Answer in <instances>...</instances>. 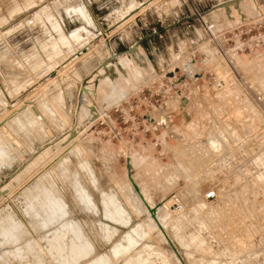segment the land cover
I'll return each instance as SVG.
<instances>
[{
    "label": "rangeland",
    "instance_id": "374dc122",
    "mask_svg": "<svg viewBox=\"0 0 264 264\" xmlns=\"http://www.w3.org/2000/svg\"><path fill=\"white\" fill-rule=\"evenodd\" d=\"M91 1L0 0V144L8 151L0 162V264H64L65 256V264H88L89 255L70 261L64 236L50 240L67 227L91 241V256L105 257L95 264H141L139 255L151 264H264V110L223 61L203 60L211 45L201 43L199 25V34L185 35L183 0H112L106 13ZM244 6L248 17L259 13L256 0ZM232 12L214 14L225 30L242 17ZM106 41L114 54L138 52L132 59L145 75L98 102L90 120L79 97L87 85L83 94L97 100ZM86 45L90 53L76 60ZM240 67L250 76L257 68L264 99V62L242 56ZM113 69L119 79L124 70ZM216 76L226 85L216 87ZM109 198L130 224L109 223ZM142 222L141 238L131 230ZM105 232L115 234L106 240ZM128 232L140 243L115 256Z\"/></svg>",
    "mask_w": 264,
    "mask_h": 264
},
{
    "label": "bare ground",
    "instance_id": "6f19581e",
    "mask_svg": "<svg viewBox=\"0 0 264 264\" xmlns=\"http://www.w3.org/2000/svg\"><path fill=\"white\" fill-rule=\"evenodd\" d=\"M250 1H252V0H239V1H236V2H232V3H230V4H226V3H221V6H219V7H217V8H215L214 10H213V16L214 17H216L214 14L216 13V12H218V11H221V10H223L224 12H226V15H227V17H228V19H232V17H233V15H234V12H232V11H235V12H238L239 14L240 13H242V17L244 18L245 16L246 17H248L247 15H245L244 13H243V11H244V3H247L248 2V4L250 3ZM156 2V1H155ZM242 9H243V11H242ZM247 19V18H246ZM107 42V41H106ZM104 43V47H102V49H101V51L102 50H104L105 49V53H110V57H108V59L106 60V62H104L103 63V67H100V68H98V75H100L102 78L99 80V85L96 87H94V91H95V94L97 95V100H96V102H92L91 101V99H89V97H87L86 96V94H83L84 92H86L87 91V89H86V87H87V85H85V86H83V88H82V98H81V100H82V102H81V106L82 107H84L85 105H90L91 107H89L90 108V111H91V116H90V120H95L96 118H98V112H97V110L99 111V109H100V107H102V106H100L99 108H95V106L98 104V102H104L106 99H107V97H109V96H118L119 95V93L122 91V90H124V89H127L129 86H130V84H132V83H134V82H136V81H138V80H140L141 78H143L142 76L143 75H145V65L143 64V62H136V61H134V60H136V57H135V54L136 53H138V52H136L135 54H133V53H128L129 55H131V56H129V55H127V54H114L113 53V50H112V48L111 47H108V45H107V43ZM133 47V46H132ZM93 48V45H86L85 47H83V49L79 52V53H77L74 57L76 58V60H78L79 58H81V56L82 57H84V55L85 56H87V53H90V50ZM139 48L140 47H138L137 48V51L139 50ZM125 53H127V52H125ZM100 54H102L101 52H99L98 53V55L100 56ZM113 57H115V60H113L112 58ZM134 60H133V59ZM73 59V58H72ZM91 59V58H90ZM75 60V61H76ZM88 60V59H87ZM72 61H74V60H72ZM74 61V62H75ZM90 61V60H89ZM68 64V63H67ZM81 64V63H80ZM195 64V63H194ZM68 66V65H67ZM119 67H122V69L124 70V72H122V71H118L119 69ZM195 67V66H194ZM113 68H115L117 71H118V75H119V79L118 78H116V79H114L113 77L116 75L115 74V71H114V69ZM196 68V67H195ZM194 68V69H195ZM189 69H190V66H189ZM192 69V68H191ZM194 69H192V70H194ZM190 72V71H189ZM191 72H193V71H191ZM196 73V72H195ZM192 74V73H191ZM66 78V77H65ZM93 79V78H92ZM53 80V79H52ZM61 80V79H60ZM95 80V79H94ZM90 83H92V81H90ZM89 85V84H88ZM90 87H91V85H90ZM96 88V89H95ZM111 96V97H112ZM57 99V98H56ZM58 100V99H57ZM58 101H60V100H58ZM31 102V101H30ZM57 102V101H56ZM93 103V104H92ZM56 104V103H55ZM93 105H94V107H93ZM26 106H28V105H26ZM29 106H30V104H29ZM56 106H58V105H56ZM30 107H33V106H30ZM29 107V108H30ZM35 107V106H34ZM29 108H28V111H29ZM48 109H49V107H47ZM85 108V107H84ZM27 109V108H26ZM36 109V108H35ZM47 109V110H48ZM97 109V110H96ZM32 110V109H31ZM30 110V111H31ZM39 110H41V109H39ZM53 110V109H52ZM51 111V110H50ZM49 111V112H50ZM23 112V110L21 111V113ZM53 112V111H52ZM104 112V111H103ZM255 112H256V110H255ZM19 113H20V111H19ZM29 114H30V112H28ZM28 113H27V115H28ZM50 113H48V115H49ZM55 114H56V111H55ZM82 114H84V113H82ZM17 115V114H16ZM27 115L25 116V117H27ZM31 115V114H30ZM29 115V116H30ZM33 115H35V114H33ZM43 115V114H42ZM41 115V116H42ZM46 115V114H45ZM53 115H54V113H53ZM28 116V117H29ZM40 116V117H41ZM24 117V118H25ZM31 117V116H30ZM34 117V119H40V118H35V116H33ZM39 117V116H38ZM53 118V117H52ZM7 119V118H6ZM23 119V118H22ZM26 119V118H25ZM28 119V118H27ZM58 119V118H57ZM4 120V119H3ZM19 120V119H18ZM18 120H16V122H18ZM38 120H37V122H38ZM48 120V119H47ZM14 121V120H13ZM20 121V120H19ZM23 121H25V120H23ZM34 121V120H33ZM6 122H10V121H6ZM15 122V121H14ZM13 122V123H14ZM31 121H29V123H30ZM34 122H36V121H34ZM34 122H32L34 125H36ZM5 123V122H4ZM26 123H27V121H26ZM64 123V122H63ZM12 124V123H11ZM19 127H21L18 123H16ZM20 124H22L21 122H20ZM23 125V124H22ZM26 124L24 123V125L23 126H25ZM27 125H28V123H27ZM26 125V126H27ZM33 125V126H34ZM43 125V124H42ZM1 126V125H0ZM7 126V125H6ZM23 126H22V128H23ZM26 126H25V128H26ZM31 126V125H30ZM39 126V125H38ZM8 127V126H7ZM32 127V126H31ZM21 128V129H22ZM27 128H28V126H27ZM18 129V128H17ZM20 129V128H19ZM33 129V128H32ZM0 130H1V128H0ZM13 131V130H12ZM19 131V130H18ZM47 132V131H46ZM42 133V132H41ZM1 139V138H0ZM0 143H2V142H0ZM5 143V142H4ZM3 143V144H4ZM213 144H215L214 142H212ZM216 146V145H215ZM13 149V148H12ZM8 156V151H6V149L0 144V162H2V160L3 159H5L6 157ZM10 159V158H9ZM8 159V160H9ZM260 161V160H259ZM264 163V162H263ZM3 165V164H2ZM262 176V175H261ZM45 177V176H44ZM264 177V176H263ZM44 182V181H43ZM38 189L39 188H36V190L38 191ZM42 189V188H41ZM77 189V188H76ZM5 190H6V188H5ZM1 191V190H0ZM3 192V191H2ZM1 192V193H2ZM6 192V191H5ZM4 192V193H5ZM41 192V191H40ZM46 193H48V192H43L42 193V195L44 196V194H45V196H47V194ZM80 195V194H79ZM93 195V194H92ZM81 196V195H80ZM113 197V196H112ZM84 198H86V197H84ZM126 198V197H125ZM80 199H82V197L80 198ZM79 199V200H80ZM110 199V200H109ZM109 199H107V209L109 210V208H111L110 209V218H109V223H112V222H118V220L119 221H121V225L123 224H130L131 223V221L129 222V220H127V219H125L124 218V215H126V210H125V208H123L122 207V205L117 201V200H115L114 198H109ZM134 199V198H133ZM82 201V200H81ZM85 201V200H84ZM129 201V200H128ZM80 203V202H79ZM105 203V202H104ZM103 203V204H104ZM126 203V202H125ZM40 204V203H39ZM49 204V203H48ZM47 204V205H48ZM127 204V203H126ZM129 204V203H128ZM203 205H204V203H202ZM88 206V205H87ZM200 206V205H199ZM41 207H43V206H41ZM203 207V206H202ZM140 208V207H139ZM50 209V208H49ZM90 209V208H89ZM42 210V209H41ZM196 210V209H195ZM52 211H54L53 210V208H52ZM197 211V210H196ZM136 212V211H135ZM200 212V211H199ZM43 213V212H42ZM45 213H47V212H45ZM56 213V212H55ZM54 213V214H55ZM59 214H60V212H58ZM129 213V212H128ZM139 213V212H138ZM197 213V212H196ZM38 214V213H37ZM92 214V213H91ZM130 214V213H129ZM140 214V213H139ZM42 215V214H41ZM45 215V214H44ZM43 215V216H44ZM49 216H50V212H49V214H48ZM53 216V215H52ZM56 216V215H55ZM128 217H129V215H128ZM49 218V217H48ZM47 218V219H48ZM51 218V217H50ZM62 218V217H61ZM54 219V218H53ZM131 219V218H130ZM182 219H184V218H182ZM111 220V221H110ZM131 220H133V219H131ZM178 220V219H177ZM199 220V219H198ZM180 221V220H179ZM182 221V220H181ZM180 221V222H181ZM42 222H43V220H42ZM47 222V221H46ZM53 222H55V221H53ZM66 222V221H65ZM129 222V223H128ZM145 222V221H144ZM176 222V221H175ZM174 222V223H175ZM44 223V222H43ZM56 223V222H55ZM147 223H149L148 221H147ZM177 223H178V221H177ZM46 224V223H45ZM78 224V223H77ZM119 224V225H120ZM176 224V223H175ZM174 224V225H175ZM179 224V223H178ZM200 224H203V223H200ZM149 225V224H148ZM172 225V224H171ZM170 225V226H171ZM180 225H183V224H180ZM180 225L178 226V227H180ZM91 226V225H90ZM166 226V225H165ZM168 226V225H167ZM176 226V225H175ZM204 226V225H203ZM59 227V226H58ZM177 227V226H176ZM176 227H174V228H176ZM186 227V226H185ZM205 227V226H204ZM49 228V227H48ZM68 228V227H67ZM67 228H59V229H55V231H54V234L53 235H51L50 236V240L52 239V240H54V239H60V236L61 237H63L64 236V243L63 242H61V243H63L64 244V246L65 245H70V246H72V248H73V252H72V254L70 255V261L72 260V262H76L75 260H76V258L77 257H80L81 256V258H85L86 257V255H89L88 257H86L87 259H85L87 262H88V259H89V262H88V264H95L94 263V261H98L99 259H101V260H99V261H102V259H104L105 257H103V256H97V257H95V256H91V252L92 251H94V247H93V245L91 244V241L90 240H88V238L81 232V230L78 228V227H74V229L73 230H70V229H67ZM80 228H82V227H80ZM173 228V229H174ZM182 228V227H181ZM183 228H184V226H183ZM201 228V227H200ZM72 229V228H71ZM179 229V228H178ZM106 230V232L108 231V229L106 228L105 229ZM104 230V231H105ZM177 230V229H176ZM179 230H181V229H179ZM183 230H185V229H183ZM100 231V230H99ZM112 231V230H111ZM103 232V231H102ZM105 232V237L107 238L106 240H108V239H110L111 238V235H114L115 233L113 232V234H111L110 233V235H109V232H108V234ZM116 232V231H115ZM131 232L132 233H134L137 237H141L142 238V236H145V234H147L146 233V231H145V229H144V224H143V222L142 223H139V224H136V226L135 227H133L132 228V230H131ZM131 232L129 233H127V234H125V236H123V241L124 242H126V246H124L122 243H119V244H117V245H115L113 248H112V253H114L115 254V256L116 255H119V254H121V253H126L127 251H129L132 247H134L135 245H137L138 243H140L139 242V240L137 241V240H135L134 238H133V236L132 235H130L131 234ZM150 233V232H149ZM175 233V232H174ZM182 233V232H181ZM184 233H185V231H184ZM177 234H178V232H177ZM177 234H175V235H177ZM87 235V234H86ZM179 235V234H178ZM182 235V234H181ZM183 236V235H182ZM185 236V235H184ZM173 237H174V234H173ZM140 239V238H139ZM176 240V239H175ZM185 240V239H184ZM183 240V241H184ZM193 240L194 241H198V237L197 236H195V237H193ZM47 241V240H46ZM55 241V240H54ZM121 241V240H120ZM182 241V240H181ZM180 242V241H179ZM181 243V242H180ZM35 244V243H34ZM183 244V243H182ZM205 244V242H204V240H201V241H199V245H201V247L203 246ZM184 245H185V242H184ZM187 245V244H186ZM185 245V246H186ZM35 246V245H34ZM51 246V245H50ZM62 246V245H61ZM188 246V245H187ZM144 247V246H143ZM148 247V246H147ZM66 250H67V248H65ZM3 252V251H2ZM56 253V252H55ZM68 253V252H67ZM27 254V253H26ZM113 254V255H114ZM150 254V253H149ZM148 254V255H149ZM153 254H157V252L156 253H153ZM161 254V253H160ZM160 254H157L158 256L157 257H159L160 256ZM65 255V254H64ZM66 255H68V254H66ZM123 255V254H122ZM151 256V255H150ZM7 257V256H6ZM138 257V256H137ZM152 257V256H151ZM150 257V258H151ZM75 258V259H74ZM130 258V257H129ZM128 258V259H129ZM150 258H149V260H150ZM68 259V260H69ZM73 259H74V261H73ZM142 257L140 258V255H139V261L140 262H142L141 264H151V262L148 260V258L146 259H142ZM67 259H66V256L62 259V260H60L62 263H66L67 261H66ZM130 260V259H129ZM133 260H135V259H133ZM132 260V261H133ZM137 260V259H136ZM85 261V262H86ZM131 261V262H132ZM152 261V260H151ZM167 261V260H166ZM128 263L130 262V261H127ZM136 262V261H135ZM52 263V262H51ZM69 263V262H68ZM71 263V262H70ZM69 263V264H70ZM82 263H84V262H82ZM97 263H100V262H97ZM96 263V264H97ZM102 263V262H101ZM103 263H105V262H103ZM102 263V264H103ZM125 263H126V261H125ZM134 263V262H133ZM132 263V264H133ZM169 263V262H168ZM48 264H49V262H48ZM127 264V263H126ZM131 264V263H130ZM139 264V263H138Z\"/></svg>",
    "mask_w": 264,
    "mask_h": 264
},
{
    "label": "built area",
    "instance_id": "2783aa9c",
    "mask_svg": "<svg viewBox=\"0 0 264 264\" xmlns=\"http://www.w3.org/2000/svg\"><path fill=\"white\" fill-rule=\"evenodd\" d=\"M210 1L183 0V5L190 10V14L184 15L183 18L188 21L190 28V32H186L185 35L200 33V41L204 47L211 45L210 52L206 51L203 60L206 63L223 61L231 69L235 82L241 85L256 104L264 110V99L256 88V81L252 76V71L258 67L256 66L257 68L255 67L252 71L249 70L251 76L245 74L240 67L242 56L257 57V59L260 58L264 62V6L260 2L261 0H256L260 10L255 17H236L234 19L238 24L230 30H225L221 25L222 18L214 17L212 12L215 8L221 6V3L227 4L239 0L219 1L206 9L205 5ZM198 25L201 28L200 32L197 29ZM241 39H243V42H241ZM190 56L192 57L189 59L191 63L189 66L193 67L192 62H195L197 53L193 51ZM213 80L216 87L222 88L226 85L225 80L220 76H216ZM214 198V192L208 193L206 196L208 200Z\"/></svg>",
    "mask_w": 264,
    "mask_h": 264
},
{
    "label": "crops",
    "instance_id": "0c3cea01",
    "mask_svg": "<svg viewBox=\"0 0 264 264\" xmlns=\"http://www.w3.org/2000/svg\"><path fill=\"white\" fill-rule=\"evenodd\" d=\"M103 1H104V2H103ZM91 2H92L91 4H92L93 6H97V5H99L101 11L103 10L102 8H105V13H106L107 10L109 9V7H111V6L113 5V1H112V0H92ZM147 7H148V5H147ZM143 8H144V7H143ZM140 12H141V10H140V11H137L134 15L136 16V15H138V13H140ZM101 13H104V12H101ZM135 16H134V17H135ZM89 17H90L91 21H93L90 15H89ZM96 18H97V17H96ZM97 19H98V18H97ZM113 51H114V50H113Z\"/></svg>",
    "mask_w": 264,
    "mask_h": 264
},
{
    "label": "water",
    "instance_id": "95a60500",
    "mask_svg": "<svg viewBox=\"0 0 264 264\" xmlns=\"http://www.w3.org/2000/svg\"><path fill=\"white\" fill-rule=\"evenodd\" d=\"M232 2H235V1H232ZM232 2H230V3H232ZM230 3H228V4H230ZM106 43H107L108 47H111L109 41H107ZM138 47H140V43H139V42H137V43L135 44V46L132 47V48L130 49V52H134V51H136ZM112 59L115 60V57H113ZM79 101H80V103L82 102L81 97H79Z\"/></svg>",
    "mask_w": 264,
    "mask_h": 264
}]
</instances>
